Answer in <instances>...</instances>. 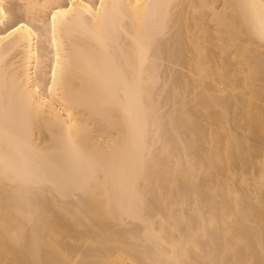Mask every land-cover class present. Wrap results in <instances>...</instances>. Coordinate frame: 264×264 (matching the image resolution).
Wrapping results in <instances>:
<instances>
[{
  "label": "bare ground",
  "instance_id": "bare-ground-1",
  "mask_svg": "<svg viewBox=\"0 0 264 264\" xmlns=\"http://www.w3.org/2000/svg\"><path fill=\"white\" fill-rule=\"evenodd\" d=\"M0 264H264V0H0Z\"/></svg>",
  "mask_w": 264,
  "mask_h": 264
}]
</instances>
